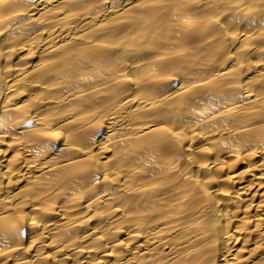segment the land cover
I'll return each mask as SVG.
<instances>
[{"label": "bare ground", "instance_id": "obj_1", "mask_svg": "<svg viewBox=\"0 0 264 264\" xmlns=\"http://www.w3.org/2000/svg\"><path fill=\"white\" fill-rule=\"evenodd\" d=\"M0 264H264V0H0Z\"/></svg>", "mask_w": 264, "mask_h": 264}]
</instances>
